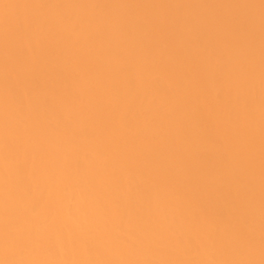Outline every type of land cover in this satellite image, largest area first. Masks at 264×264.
Listing matches in <instances>:
<instances>
[{
	"label": "bare ground",
	"instance_id": "obj_1",
	"mask_svg": "<svg viewBox=\"0 0 264 264\" xmlns=\"http://www.w3.org/2000/svg\"><path fill=\"white\" fill-rule=\"evenodd\" d=\"M0 264H264V0H0Z\"/></svg>",
	"mask_w": 264,
	"mask_h": 264
}]
</instances>
